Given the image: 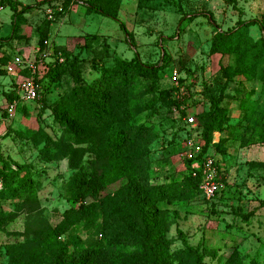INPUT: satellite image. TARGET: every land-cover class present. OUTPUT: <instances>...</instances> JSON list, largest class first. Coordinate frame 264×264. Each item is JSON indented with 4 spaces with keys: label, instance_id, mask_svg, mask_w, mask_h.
<instances>
[{
    "label": "rangeland",
    "instance_id": "374dc122",
    "mask_svg": "<svg viewBox=\"0 0 264 264\" xmlns=\"http://www.w3.org/2000/svg\"><path fill=\"white\" fill-rule=\"evenodd\" d=\"M87 1L10 0L18 9L31 6L15 30L12 8L0 4V165L6 162L21 174L28 169L36 185L32 193L0 201V264H46L34 247L45 232L64 221L66 209L77 206L67 199L66 182L80 167L99 172L105 163L104 129L86 134V127L70 115H64L69 124L55 118L58 99L78 84L73 75L65 73L57 80L44 76L39 82L45 100L20 102L10 115L12 100L7 93L22 76L7 73L5 63L20 55L37 61L42 71L45 65L76 59L80 82L90 83L102 65H112L115 57L133 58L135 53L158 64L163 53L169 57L160 72V86L171 88L169 95L146 108L152 94L143 86L136 93L141 106L136 120L154 124L159 134L150 145L151 182L186 173L184 143L190 135L186 114H194L198 126L199 115L222 95L221 104L230 117L223 132L213 133L210 148L221 184L217 195L208 199L201 192L171 203L157 202L173 264H189L178 253L186 244L204 253L203 264H224L236 253L245 264H264V143L252 142V131L246 128L240 105V98L248 96L239 86L243 77L227 81L221 74V66L235 64V55L211 50L217 29L236 27L241 20L264 21V0H122L118 17L131 36L117 20L90 10ZM44 21L46 44L38 50V27ZM239 33L257 39L263 30L257 23L239 26ZM244 83L245 89L255 90L252 99L264 102L259 81ZM172 98L180 101L179 107L169 106ZM183 109L186 114L181 118ZM221 137L227 139L220 141ZM234 210L247 213L248 219ZM72 232L62 233L61 241ZM77 232L83 239L96 236L94 230ZM13 244H21L16 253L6 249Z\"/></svg>",
    "mask_w": 264,
    "mask_h": 264
},
{
    "label": "trees",
    "instance_id": "16d2710c",
    "mask_svg": "<svg viewBox=\"0 0 264 264\" xmlns=\"http://www.w3.org/2000/svg\"><path fill=\"white\" fill-rule=\"evenodd\" d=\"M9 1L0 0V4L12 8V30H15L31 6L24 5L18 9L17 3ZM121 1L88 0L87 7L117 20L120 29L131 36L125 23L118 17ZM44 22L38 27V50H42L46 44L48 22ZM257 23L263 30L259 38L240 36L239 26ZM211 50L235 55V64L221 66V74L227 81L235 76L243 77L239 86L248 96L240 98V105L244 108L246 128L252 131V142L264 143V102L252 99L255 90L245 89L244 83L259 81L260 96H264V21L257 18L241 20L236 27L217 29ZM161 60L160 64L145 62L138 53L130 59L115 57L112 65H102L100 75L90 83L80 82L76 59L45 65L46 69H38L35 73L38 82L44 76L57 80L62 74L71 73L78 84L58 99L53 108L55 118L69 124L64 115H70L74 121L86 127V134L92 129L105 130V163L101 170L89 171L80 167L69 177L65 193L67 199L77 206L66 209L64 221L45 232L34 247L33 251L41 253L46 264H173L157 202L171 203L201 193L202 176L200 172L194 174L192 160L186 158L187 171L182 177L161 183L150 181V145L159 134L154 124L136 120L141 107L136 93L143 86L147 93L152 94L144 105L146 108H152L156 100L169 95L171 88L162 89L160 86V72L169 57L163 53ZM7 97L9 101L18 97L15 89H11ZM44 100L42 90L39 101ZM221 102L222 95L212 101L207 113L199 115L202 123L190 131L199 136L201 155H211L213 133L223 132L228 126L229 113ZM174 105L179 107L180 101L172 98L169 106ZM185 114L186 110L183 109L180 117ZM225 139L227 137H221L220 141ZM0 183V201L13 199L25 192L32 193L36 186L28 169L21 174L19 169L12 168L6 162L0 165ZM113 184L116 187L112 191L103 192ZM234 213L248 219L247 213L237 210ZM80 228L94 230L96 236L83 239L77 232ZM68 230L73 232L68 233L67 240L62 242L61 235ZM20 245H7L6 249L16 253L21 249ZM112 247L116 249L108 254ZM119 247L132 249L127 252ZM178 253L180 259L189 264H203L204 253L192 245L186 244ZM224 264L245 263L236 253Z\"/></svg>",
    "mask_w": 264,
    "mask_h": 264
},
{
    "label": "built area",
    "instance_id": "2783aa9c",
    "mask_svg": "<svg viewBox=\"0 0 264 264\" xmlns=\"http://www.w3.org/2000/svg\"><path fill=\"white\" fill-rule=\"evenodd\" d=\"M1 8L0 6V10ZM36 62L35 60L32 61L23 56L16 55L4 65V69L7 73L22 76L14 87L18 97L14 98L8 106L10 115L18 103L35 101L42 97L43 89L40 82H38L34 76L39 68V64L37 65ZM25 70L29 72V75L21 73V71ZM184 119L189 126V131L197 127L194 114H186ZM185 137L184 157L192 160L194 174L200 172L202 176L200 189L203 195L208 199L213 198L221 190L215 159L211 155H201L202 144L196 133L190 132V135H186Z\"/></svg>",
    "mask_w": 264,
    "mask_h": 264
}]
</instances>
